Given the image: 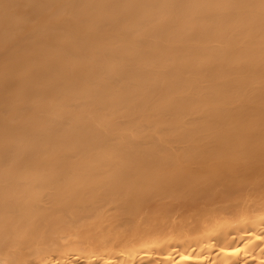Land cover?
<instances>
[{
    "label": "bare ground",
    "instance_id": "bare-ground-1",
    "mask_svg": "<svg viewBox=\"0 0 264 264\" xmlns=\"http://www.w3.org/2000/svg\"><path fill=\"white\" fill-rule=\"evenodd\" d=\"M0 264H264V0H0Z\"/></svg>",
    "mask_w": 264,
    "mask_h": 264
}]
</instances>
